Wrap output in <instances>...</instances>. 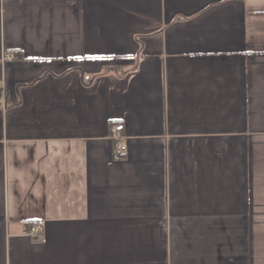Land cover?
Here are the masks:
<instances>
[{"label":"crops","instance_id":"1","mask_svg":"<svg viewBox=\"0 0 264 264\" xmlns=\"http://www.w3.org/2000/svg\"><path fill=\"white\" fill-rule=\"evenodd\" d=\"M0 264H264V0H0Z\"/></svg>","mask_w":264,"mask_h":264},{"label":"built area","instance_id":"2","mask_svg":"<svg viewBox=\"0 0 264 264\" xmlns=\"http://www.w3.org/2000/svg\"><path fill=\"white\" fill-rule=\"evenodd\" d=\"M122 130H123V125L114 126L113 135H114L115 140L119 139V135ZM126 151H127L126 146L120 143H116L115 148H114V153H113V159L116 160V159L121 158L122 156L126 154ZM30 232L32 234L41 233L42 229L40 227L39 228L32 227L30 228Z\"/></svg>","mask_w":264,"mask_h":264}]
</instances>
